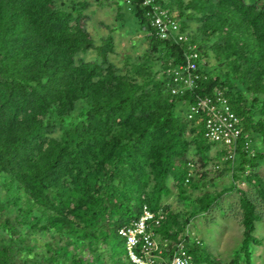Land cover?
Listing matches in <instances>:
<instances>
[{
	"label": "trees",
	"instance_id": "obj_1",
	"mask_svg": "<svg viewBox=\"0 0 264 264\" xmlns=\"http://www.w3.org/2000/svg\"><path fill=\"white\" fill-rule=\"evenodd\" d=\"M59 1L0 0V175L8 195L1 204L16 213L14 221L6 217L1 224L6 241L0 245V264H105L100 263L105 259L137 264L119 229L138 219L145 205L167 212L165 222L154 228L155 237L167 244H160L162 257H169L184 238L195 264H217L205 255L200 240L184 236L189 218L181 223V213L168 210L162 197L171 192L170 176L185 195L189 163L196 156L207 161L214 144L204 138V116L187 118L189 105L199 97L220 90L244 133L259 134L264 142V6L247 0H159L187 32L189 40L178 43L159 36L143 0H122L151 48L122 73L109 60L113 35L96 45L86 28L89 1L69 7ZM192 21L197 22L195 33L188 32ZM93 48L98 59L76 62L78 53ZM193 51L196 68L183 73L193 86L173 92L185 84L176 80V68ZM212 57L214 74L204 66ZM180 102L186 113L179 114ZM57 128L61 133L54 136ZM241 148L240 172L264 157L260 150L250 157ZM246 179L264 199L261 177L252 172ZM238 191L242 249H247L249 264L248 245L257 240L256 222L263 216L249 192ZM222 194L200 197L192 216L209 211ZM42 235L49 237L47 253L27 241ZM119 240L126 258L117 252ZM73 241L79 252L61 256Z\"/></svg>",
	"mask_w": 264,
	"mask_h": 264
},
{
	"label": "rangeland",
	"instance_id": "obj_2",
	"mask_svg": "<svg viewBox=\"0 0 264 264\" xmlns=\"http://www.w3.org/2000/svg\"><path fill=\"white\" fill-rule=\"evenodd\" d=\"M78 1L83 0H62L59 3L60 5L69 7L72 2ZM87 1L90 3L85 11L89 15V19L86 22L87 30L93 36L96 45L101 44L102 40L108 35H113L114 51L109 55V60L114 66L120 68V72L126 73L133 61L140 60L151 49L146 32L139 29L134 14L128 9L124 1L120 0L119 3L116 0H103L102 2H97L96 0ZM247 1L264 6V0ZM196 27L197 22L192 21L188 32L195 33ZM96 59H98V53L95 48L76 55L77 63ZM156 59V56H154L152 63L155 62V69L159 70V63L156 62ZM204 66L206 70L211 71L213 74L215 73L216 62L213 57L206 58ZM158 75L162 74L159 73ZM177 109L179 114H181V111L186 109L185 103L180 102ZM184 113L183 116L185 115ZM60 133L61 128H57L53 135L59 136ZM187 136H190L189 140L191 142L195 140L194 135L191 137L190 130L187 131ZM251 137L255 154L257 150L264 153V142L259 134L255 133ZM225 149L221 144H212L208 152L207 161H202L196 156L189 163V177H191V180L190 182L185 181L183 186L185 195L180 191L181 189L178 187L179 184L175 178L170 176L167 183L171 188V192L162 197V204L166 205L170 211L180 212L179 221L181 223L189 218L188 224L184 229V236L188 235L194 241L200 240L202 243L201 248L212 262L216 261L217 264H233L234 260L238 258L237 264H247V254L245 253L247 249L245 251L242 249L244 244L243 209L240 202L241 194L238 190L248 191L250 197L257 203L258 210L263 216L262 220L256 222L254 235L257 240L248 245L251 254V263L249 264H264V199L259 194L255 185L249 184L246 179V175L254 172L264 181V157L260 159L256 167L252 168L248 165L245 172H240L237 165L238 155L233 162L227 160L224 154ZM194 152L193 146L190 149V157H194ZM193 163L194 168L193 172H191ZM192 181L194 184L191 183ZM219 192H223V194L212 205L209 211L192 216L194 211H198L200 197L205 194H216ZM7 199L8 195L4 176L0 175V245L6 241V235L1 225L2 222L6 217L12 218L16 214L14 209H10L9 206L2 207L1 201L6 204ZM12 220L14 221V218ZM29 236L27 235V237ZM48 240L49 237L46 235L38 236L37 240L33 241L27 239L33 245L34 250L38 252L45 251V253L48 251V247L45 245V242ZM116 248L119 255L126 258L127 250L122 241H117ZM63 250L64 252L61 256L72 257L76 252H79L80 247L76 241H73L71 246L68 245ZM51 253H56V248ZM26 254H28V251ZM84 254L91 261L96 260L94 254L90 251H85ZM100 263L111 264L112 262L105 259Z\"/></svg>",
	"mask_w": 264,
	"mask_h": 264
},
{
	"label": "built area",
	"instance_id": "obj_3",
	"mask_svg": "<svg viewBox=\"0 0 264 264\" xmlns=\"http://www.w3.org/2000/svg\"><path fill=\"white\" fill-rule=\"evenodd\" d=\"M147 16L157 33L163 39H173L180 43L189 40L187 32L181 26L180 21L173 11L162 5L159 0H143ZM196 45H192L194 49ZM198 55L196 52L186 54V64L177 66L176 80L185 84L182 88H175L173 92H181L192 88L193 79L184 75L186 69L196 68L193 59ZM184 69V70H183ZM204 116V138L214 144H221L226 149L224 154L227 160L235 161L240 146L245 152L254 155L252 137L244 133L239 116L231 108L228 100L220 90H215L213 95L198 98L196 103H191L187 111V118L192 119L196 115ZM243 144L240 145V141ZM194 163L191 167L193 172ZM167 212L164 208L151 210L147 205L143 207L142 214L138 219L119 229V234L125 238L129 255L137 264H195L193 255L190 253L184 238L180 240L169 257H162L161 243L155 237L154 228L165 222ZM165 247L167 244L162 243ZM139 249V250H138ZM138 250V251H137Z\"/></svg>",
	"mask_w": 264,
	"mask_h": 264
},
{
	"label": "crops",
	"instance_id": "obj_4",
	"mask_svg": "<svg viewBox=\"0 0 264 264\" xmlns=\"http://www.w3.org/2000/svg\"><path fill=\"white\" fill-rule=\"evenodd\" d=\"M160 241H162L161 237H157Z\"/></svg>",
	"mask_w": 264,
	"mask_h": 264
}]
</instances>
